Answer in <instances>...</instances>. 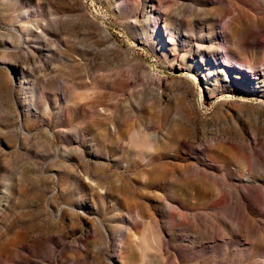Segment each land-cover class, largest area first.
<instances>
[{"label":"rangeland","instance_id":"374dc122","mask_svg":"<svg viewBox=\"0 0 264 264\" xmlns=\"http://www.w3.org/2000/svg\"><path fill=\"white\" fill-rule=\"evenodd\" d=\"M0 264H264V0H0Z\"/></svg>","mask_w":264,"mask_h":264},{"label":"bare ground","instance_id":"6f19581e","mask_svg":"<svg viewBox=\"0 0 264 264\" xmlns=\"http://www.w3.org/2000/svg\"><path fill=\"white\" fill-rule=\"evenodd\" d=\"M232 31H238L239 27L237 24H235L234 26H232Z\"/></svg>","mask_w":264,"mask_h":264}]
</instances>
